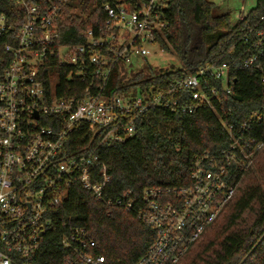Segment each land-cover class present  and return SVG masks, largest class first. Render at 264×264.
<instances>
[{
    "label": "built area",
    "instance_id": "2783aa9c",
    "mask_svg": "<svg viewBox=\"0 0 264 264\" xmlns=\"http://www.w3.org/2000/svg\"><path fill=\"white\" fill-rule=\"evenodd\" d=\"M74 1L14 0L25 10L24 22L15 27L0 17V264H105L85 227L56 216L58 206L79 193L105 207L134 212L154 232V242L134 264H177L232 199L238 173L250 167L262 147L244 135L263 121V110L251 112L238 129L226 126L225 148L194 155L187 186L147 188L138 201L129 192L111 198L98 150L136 136L138 122L151 110L186 115L202 107L214 110L220 93H230L233 64L185 72L164 90L107 95L105 84L116 61L149 55L144 44H155V34L165 26L158 20L164 0L103 5L104 24L85 33L87 46L56 48L59 16ZM246 17L239 13L235 20ZM50 59L72 68L65 80L76 78L80 84L91 66L90 78L98 81L94 93L91 80L82 93L67 95V85L66 95L58 96V82L46 85L41 76ZM256 62L253 56L242 65L258 68ZM85 131L89 144L74 146L72 136L77 133L80 142ZM79 199L80 205L86 203L84 196ZM56 227L63 231L57 242L52 241Z\"/></svg>",
    "mask_w": 264,
    "mask_h": 264
},
{
    "label": "trees",
    "instance_id": "16d2710c",
    "mask_svg": "<svg viewBox=\"0 0 264 264\" xmlns=\"http://www.w3.org/2000/svg\"><path fill=\"white\" fill-rule=\"evenodd\" d=\"M122 1L135 2L75 0L65 6L57 22L55 47L87 46L85 33L104 24L103 5L113 7ZM158 12V20L165 26L155 34V44L163 53L174 56L180 67L148 65L144 72L126 77L120 61H116L104 93L125 94L133 88L151 87L164 90L186 73L194 74L200 67L223 62L233 64L228 82L230 93H220L221 102L214 104V110L202 107L190 115L151 110L138 122L136 136L122 144L101 147L98 155L106 168L111 198L129 192L138 201L147 188L187 186L194 155L225 148L226 126L238 129L258 109L264 114V0H256L247 17L235 22L230 10L222 12L213 0H164ZM0 17L17 27L25 20V10L17 7L14 0H0ZM257 32H262V36L258 37ZM253 56L258 68H243V62ZM70 69L58 67L56 59H50L46 60L41 76L49 85L51 75L56 74L58 96L66 95L67 85L71 87L67 95L82 93L92 81L90 91L94 93L98 81L90 78L92 67L87 65L84 84L76 78L65 80ZM213 85L219 89V83ZM244 136L261 142L262 147L251 159L250 167L238 173L232 199L177 264H264V119L251 125ZM78 137L77 133L72 136L74 146L89 144L90 134L86 131L80 142H76ZM77 195L84 196L86 203L80 205L79 197L72 195L70 202L58 206L56 216L85 227L96 244L95 252L104 258L105 264H134L154 242V232L134 212L105 207L86 194ZM62 232L56 227L52 241L57 242Z\"/></svg>",
    "mask_w": 264,
    "mask_h": 264
},
{
    "label": "rangeland",
    "instance_id": "374dc122",
    "mask_svg": "<svg viewBox=\"0 0 264 264\" xmlns=\"http://www.w3.org/2000/svg\"><path fill=\"white\" fill-rule=\"evenodd\" d=\"M213 3L219 7L222 12L229 11L231 13V20L235 22V15L242 14L247 15L256 6V0H214ZM241 8L243 11L241 12ZM144 48L147 49L149 55L147 57L139 55H131L128 60H120V66L122 72L126 77H132L140 72H144L148 65L157 68H169L171 65L174 67H180L177 59L174 56H170L160 51L156 44H144ZM57 77L53 73L50 77V83L56 84ZM131 92H137L136 88H133Z\"/></svg>",
    "mask_w": 264,
    "mask_h": 264
},
{
    "label": "water",
    "instance_id": "95a60500",
    "mask_svg": "<svg viewBox=\"0 0 264 264\" xmlns=\"http://www.w3.org/2000/svg\"><path fill=\"white\" fill-rule=\"evenodd\" d=\"M34 117H35V118H37V116H36V115H35Z\"/></svg>",
    "mask_w": 264,
    "mask_h": 264
}]
</instances>
